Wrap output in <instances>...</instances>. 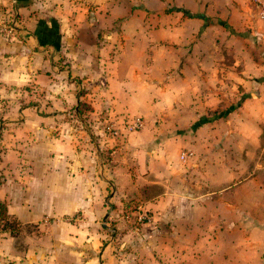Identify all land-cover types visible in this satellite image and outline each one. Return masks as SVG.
I'll return each instance as SVG.
<instances>
[{"label":"crops","instance_id":"crops-1","mask_svg":"<svg viewBox=\"0 0 264 264\" xmlns=\"http://www.w3.org/2000/svg\"><path fill=\"white\" fill-rule=\"evenodd\" d=\"M226 3L220 26L249 27L264 37V18L250 0ZM88 7L80 0H0V95L7 112L0 121V200L22 225L40 229L52 222L51 233L64 231L53 234L55 250L32 244L25 256L10 258L21 264H264V172L235 182L230 154H200L181 134L155 136L151 107L158 114L181 107L182 92L169 101L162 76L164 88L157 83L151 97V57L166 63V54L157 58L171 42L151 40V23H136L133 9L120 33L102 39L109 25ZM199 20L186 22L203 26ZM258 95L264 104L263 91ZM137 119L140 130L133 128ZM110 123L118 136L107 133ZM174 144L191 155L173 158ZM139 210L149 221L136 229Z\"/></svg>","mask_w":264,"mask_h":264},{"label":"rangeland","instance_id":"rangeland-1","mask_svg":"<svg viewBox=\"0 0 264 264\" xmlns=\"http://www.w3.org/2000/svg\"><path fill=\"white\" fill-rule=\"evenodd\" d=\"M80 1L86 2L93 14L99 13L95 17L100 15L101 21L109 25L104 30L102 39L112 31L120 33L122 21L126 20L133 9L137 13L139 11L136 23H151V40L171 42L168 52H159L163 55L157 58L165 59L166 54L169 57L166 59L171 62H156L151 57V97L157 91V83L164 88L161 83L164 80L159 78L162 76L167 83L169 101L175 100L182 92V97H179L181 107H172V103L166 100L172 108L161 114L151 107V131L155 136L164 139L181 134L182 139L187 136L185 140L196 145L195 149L200 154L220 156L219 158L223 155L227 158V154H230L231 168L237 172L235 182L242 181L255 172H264V104L258 95L260 90L264 94V83L260 82L264 81V37L253 35L249 27L239 32L231 28L228 30V26H220V14L226 13L230 7L226 0ZM252 7L255 13L256 8ZM178 8L187 9L186 12L193 16L204 15L207 20H199L200 24L203 22V26L193 25L191 21L186 22L189 18L177 12ZM167 25L171 26L172 31L164 33L163 29ZM185 40L188 41L187 46H184ZM3 105L5 97L0 95L1 123L4 114H7ZM235 105L239 106L235 111L224 118L218 117ZM199 122L205 124L197 128L195 125ZM183 124H188L189 127L181 131L173 127ZM226 138L233 140L230 141V146ZM2 144L0 142L1 147ZM182 150L187 149L172 145L171 156L181 158ZM255 216L259 215L252 212L251 217ZM37 227L22 225L13 233L12 239L0 238V264L18 261L10 256H25L32 244L47 252L55 250L53 234L57 237L64 231L51 233L52 222L43 224L40 229ZM1 232L3 233L0 229Z\"/></svg>","mask_w":264,"mask_h":264},{"label":"trees","instance_id":"trees-1","mask_svg":"<svg viewBox=\"0 0 264 264\" xmlns=\"http://www.w3.org/2000/svg\"><path fill=\"white\" fill-rule=\"evenodd\" d=\"M184 15L187 16L188 18H199V19H202L204 21L207 20V18L204 16V15H198V16H193L191 14H189L188 12L186 11H183ZM239 106L238 105H235V106H232L228 111H226L225 113H223L222 115L218 116V117H226V115L232 111H235ZM206 119H203V121H205ZM201 124H205V122H199L198 124H196L195 126L197 128H199L201 126ZM195 127V128H196ZM22 226V224L17 220L15 219L14 217H12L9 213H8V210H7V205L2 202L0 200V229L3 231V232H8L10 233L11 235H13V233ZM10 264H21V263H15V262H12Z\"/></svg>","mask_w":264,"mask_h":264},{"label":"built area","instance_id":"built-area-1","mask_svg":"<svg viewBox=\"0 0 264 264\" xmlns=\"http://www.w3.org/2000/svg\"><path fill=\"white\" fill-rule=\"evenodd\" d=\"M253 6L259 11L260 15L262 18H264V0H250ZM143 127V122L141 119H137L134 124L133 128L134 130H140ZM107 133L110 136H118L119 134V129L116 128L114 124H109L107 125ZM190 152H186L182 155V159H186L188 156H190ZM149 221V216L147 214H144L142 211H138L137 215L135 216V220L133 222V225L136 229L139 227L143 226Z\"/></svg>","mask_w":264,"mask_h":264},{"label":"water","instance_id":"water-1","mask_svg":"<svg viewBox=\"0 0 264 264\" xmlns=\"http://www.w3.org/2000/svg\"><path fill=\"white\" fill-rule=\"evenodd\" d=\"M108 217V216H107Z\"/></svg>","mask_w":264,"mask_h":264}]
</instances>
